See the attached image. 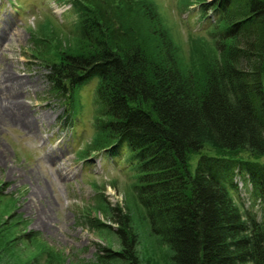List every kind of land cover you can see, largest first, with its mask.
<instances>
[{
  "label": "trees",
  "instance_id": "16d2710c",
  "mask_svg": "<svg viewBox=\"0 0 264 264\" xmlns=\"http://www.w3.org/2000/svg\"><path fill=\"white\" fill-rule=\"evenodd\" d=\"M75 1L80 48L47 65L48 81L67 96L100 79L95 151L126 156L134 191L174 264H264V219L234 196L245 189L243 176L264 211V0H191L214 20L218 59L202 72L181 67L151 3L145 33L121 43L98 10ZM208 144L218 153L201 155L192 172L191 157ZM116 215L125 253L110 257L138 264L130 219Z\"/></svg>",
  "mask_w": 264,
  "mask_h": 264
},
{
  "label": "rangeland",
  "instance_id": "374dc122",
  "mask_svg": "<svg viewBox=\"0 0 264 264\" xmlns=\"http://www.w3.org/2000/svg\"><path fill=\"white\" fill-rule=\"evenodd\" d=\"M82 2L107 19L121 43L145 33L144 5L151 3L181 67L197 64L202 72L205 62L218 59L210 37L214 20L190 7L191 0ZM75 3L0 0V264H129L110 257L125 253L112 212L129 217L138 264H174V252L152 231L134 191L126 156L95 151L100 79L67 96L48 81L47 65L80 48L82 15ZM216 153L206 145L191 157V171L201 155ZM242 178L236 203L262 221L260 200Z\"/></svg>",
  "mask_w": 264,
  "mask_h": 264
}]
</instances>
